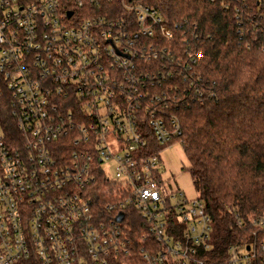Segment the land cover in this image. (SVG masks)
Wrapping results in <instances>:
<instances>
[{
	"label": "built area",
	"instance_id": "2783aa9c",
	"mask_svg": "<svg viewBox=\"0 0 264 264\" xmlns=\"http://www.w3.org/2000/svg\"><path fill=\"white\" fill-rule=\"evenodd\" d=\"M195 32L150 0H0V264H203L211 216L160 165L203 99Z\"/></svg>",
	"mask_w": 264,
	"mask_h": 264
},
{
	"label": "trees",
	"instance_id": "16d2710c",
	"mask_svg": "<svg viewBox=\"0 0 264 264\" xmlns=\"http://www.w3.org/2000/svg\"><path fill=\"white\" fill-rule=\"evenodd\" d=\"M256 3L150 0L171 26L186 19L196 27L204 95L180 103L177 114L183 169L213 222L211 248L198 257L203 264H225L231 246L249 248L250 264L264 257V25L246 21L260 9Z\"/></svg>",
	"mask_w": 264,
	"mask_h": 264
},
{
	"label": "rangeland",
	"instance_id": "374dc122",
	"mask_svg": "<svg viewBox=\"0 0 264 264\" xmlns=\"http://www.w3.org/2000/svg\"><path fill=\"white\" fill-rule=\"evenodd\" d=\"M162 185L164 192L180 191L188 200H195L198 193L194 189L190 175L183 169L188 166L180 143L164 146L160 154ZM110 174V173H109ZM113 177V174H110Z\"/></svg>",
	"mask_w": 264,
	"mask_h": 264
},
{
	"label": "water",
	"instance_id": "95a60500",
	"mask_svg": "<svg viewBox=\"0 0 264 264\" xmlns=\"http://www.w3.org/2000/svg\"><path fill=\"white\" fill-rule=\"evenodd\" d=\"M119 220H121V216H119ZM249 248H247V250H248Z\"/></svg>",
	"mask_w": 264,
	"mask_h": 264
}]
</instances>
